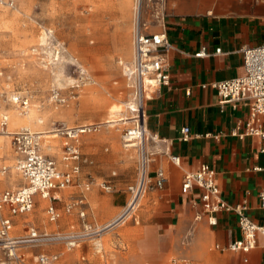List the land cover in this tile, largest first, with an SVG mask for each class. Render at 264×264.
Instances as JSON below:
<instances>
[{"label":"rangeland","instance_id":"rangeland-1","mask_svg":"<svg viewBox=\"0 0 264 264\" xmlns=\"http://www.w3.org/2000/svg\"><path fill=\"white\" fill-rule=\"evenodd\" d=\"M231 1L145 0L141 18L148 25H159L167 14L226 13L232 11ZM123 2L129 5L128 19L121 10ZM132 4V0H16L12 7L0 4V121L3 114L8 115L6 130L0 127V167H6V172L0 171V192L24 183L15 167L17 154L10 133L21 129L40 133L41 151L65 167L70 165L61 161L67 137L56 134L54 128L99 123L97 130L77 139L87 160L73 182L58 189L59 200H41L37 194L31 211L14 216V235L24 234L28 226L47 231L79 229L76 211L65 212L63 207L81 195L85 196L88 221L99 227L120 211L109 214L107 198L112 193L129 197L127 185L136 179L138 159L135 148L123 145L129 123L101 122L129 116L124 105L130 95L124 65L132 59ZM113 29L115 38L109 34ZM51 54L53 60L48 59ZM79 65L90 79L80 80ZM56 92L65 101L56 99ZM14 95L27 99V107L14 103ZM15 117L28 120L29 128L12 124ZM42 131L49 132L45 136ZM49 140L51 149L45 145ZM11 175L14 181L9 180ZM87 181H93L89 189L84 186ZM103 181L110 182L112 192L100 186ZM150 191L123 224L69 250L60 244L25 247L21 264H37L35 256L42 251L59 253L51 264H155L158 256L157 264H170L173 257H185L188 264H229V254L235 253L214 248V242H203L204 227L183 223L169 234L163 228L157 233L149 225ZM50 203L62 209L57 221L47 218L45 209ZM5 259L0 249V264H8Z\"/></svg>","mask_w":264,"mask_h":264},{"label":"crops","instance_id":"crops-1","mask_svg":"<svg viewBox=\"0 0 264 264\" xmlns=\"http://www.w3.org/2000/svg\"><path fill=\"white\" fill-rule=\"evenodd\" d=\"M240 2L231 1L232 11L226 13H173L164 15L159 25H149L150 31L163 29L172 48L166 54L169 84L161 85L144 106L146 127L160 138L157 145H152L159 150L151 162V175L153 177L154 170L160 167L166 177L162 188L149 192L151 212L148 219L157 233L163 228L169 234L172 228L183 223L204 227L203 242H214V248L235 253L229 254V264H264L263 236L257 237L254 250L247 253L229 250L226 245L241 237L236 213L220 210L214 214L216 222L211 224L200 201V189L181 191L184 173L195 171L206 163L215 170L221 198L231 205L246 200L247 215L257 223H264V210L259 200V191L264 187V153L260 152L263 141L256 135L232 134L234 129L239 131L244 125L248 108L241 103L235 107L231 103L221 106L216 90L209 85L242 75L241 49L264 43V2ZM121 10L128 19V9ZM116 33L113 29L109 34L115 38ZM217 48L220 53H215ZM201 50L206 55L196 56ZM185 126L189 128V138L183 140L181 129ZM170 155L179 156L180 163L172 162ZM86 160L81 153L80 169ZM57 191H52L57 197L54 200L60 199ZM81 196L84 203L73 210L80 221L79 209L84 210L85 221L90 223L85 196ZM127 199L128 194L112 193L107 198L108 213L117 212ZM51 253L59 256L56 251ZM174 259L181 260L177 264H188L185 257H173L170 264ZM160 260L158 256L155 264Z\"/></svg>","mask_w":264,"mask_h":264},{"label":"built area","instance_id":"built-area-1","mask_svg":"<svg viewBox=\"0 0 264 264\" xmlns=\"http://www.w3.org/2000/svg\"><path fill=\"white\" fill-rule=\"evenodd\" d=\"M162 2L164 0H156ZM136 6V23L133 26L132 47L133 56L126 66L125 76L130 95L127 100L129 112V125L126 127L123 137L126 147H135L138 152L137 176L127 186L129 197L120 209L119 213L106 225L94 227L85 221V212L79 209L82 219L79 229L68 231H40L37 227L28 226L25 233L14 235V216L26 214L34 205V196L54 200L57 197L52 194L55 189H63L73 182L74 177L80 172L79 160L81 158L80 147L77 143L79 135L95 131L98 123L80 124L68 127L59 125L55 127V133L64 134L67 139L63 144L61 161L69 166L61 167L56 159L49 157L41 151V134L21 129L10 133L12 144L17 154V169L20 171L24 183L16 188L4 189L0 192V249L8 264H21L24 261L22 250L25 247L47 246L60 244L66 249L78 247L86 240L98 237L106 230L113 229L123 224L137 211L140 200L148 190L160 189L165 183V173L160 167L151 175V162L157 149L146 147L147 143L157 145L160 138L151 133L146 127L145 101L163 84H169L170 76L167 72L166 54L172 48L166 32L161 29L150 31L149 25L142 21L143 0H133ZM16 0H0V4L12 7ZM243 55L244 73L240 76L213 81L209 83L219 97V103H231L234 107L241 103L248 108V118L238 131L234 129L232 134L243 137L256 135L262 139L260 152L264 153V43L255 46H245L241 49ZM220 53V48L215 50ZM204 56V50L195 54ZM80 80H88L89 74L82 65L78 66ZM207 84H203L206 86ZM54 97L59 101H65L58 92ZM14 103L25 108L27 99L19 95L12 97ZM8 115L3 114L0 127L6 130ZM181 139L189 138V128L182 127ZM160 152L166 153L165 150ZM171 161L179 164L177 155L169 156ZM2 173L6 167H0ZM93 181H87L85 189L90 187ZM100 186L106 191L113 190L109 182L103 181ZM194 187L200 189V201L204 211L209 214V222H216L214 214L220 210L233 211L238 217L241 237L229 242L226 248L232 251L249 252L256 245L259 235L264 237V223H257L247 215L248 203L242 200L234 205L228 204L220 196V189L216 182L215 170L203 163L195 171L185 172L181 181V191L187 193ZM260 206L264 210V187L259 191ZM84 203L82 196L71 199L64 205L65 212H71L75 208H81ZM49 221H56L62 212L54 204L50 203L46 209ZM200 215L197 216L199 218ZM37 264H51L58 259L57 253L42 251L35 256ZM247 261V259H244ZM177 259L172 260L177 264Z\"/></svg>","mask_w":264,"mask_h":264},{"label":"bare ground","instance_id":"bare-ground-1","mask_svg":"<svg viewBox=\"0 0 264 264\" xmlns=\"http://www.w3.org/2000/svg\"><path fill=\"white\" fill-rule=\"evenodd\" d=\"M133 1V0H132ZM121 7L125 10V9H128V11H129V5L127 4V3H124L123 2V4H121ZM136 14H137V11H136V6H135V4H134V2H133V4H132V15H133V18H134V24L136 23ZM54 56L55 55H53V54H51V55H49V57H48V59L49 60H53L54 59ZM132 56H133V47H132ZM128 63H130L129 61L124 65V72L126 71V66L128 65ZM124 105L127 107V101H125L124 102ZM129 118L130 117H128V116H123V117H120V118H117V119H112V120H105V121H103V122H101V123H110V122H121V123H123V124H126V123H128L129 122ZM12 124H14V125H22V127H26V128H29V121L28 120H26L25 118H19V117H15V118H13V120H12ZM87 124H93V123H87ZM99 124V123H98ZM47 132H49V131H42V133H44L45 134V136H46V133ZM4 133H6V132H4ZM123 137H125V135L123 136ZM50 142V143H49ZM49 142L47 143V144H45L46 145V147L48 148V149H51L52 148V146H53V143H51L52 141H50L49 140ZM123 145H124V147H126L125 146V142L123 141ZM151 146H152V144L151 143H147V145H146V147H148V148H151ZM129 148H135V147H127V149H129ZM136 149V148H135ZM16 169H17V163H16ZM18 170V169H17ZM19 171V170H18ZM20 172V171H19ZM9 180L10 181H14V176L13 175H11L10 177H9ZM43 199V197H41L40 196V199ZM38 199V198H37ZM41 199V200H42ZM114 218V217H113ZM113 218H111V219H109L106 223H103L102 225H100L99 227H101V226H103V225H106V224H108ZM109 230H111V229H109ZM109 230H106V231H109Z\"/></svg>","mask_w":264,"mask_h":264}]
</instances>
